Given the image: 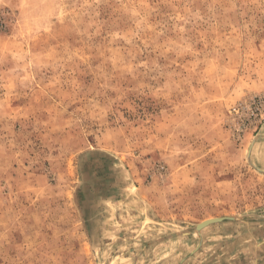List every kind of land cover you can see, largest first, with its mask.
<instances>
[{"label": "rangeland", "instance_id": "1", "mask_svg": "<svg viewBox=\"0 0 264 264\" xmlns=\"http://www.w3.org/2000/svg\"><path fill=\"white\" fill-rule=\"evenodd\" d=\"M0 264H264V0H0Z\"/></svg>", "mask_w": 264, "mask_h": 264}, {"label": "water", "instance_id": "2", "mask_svg": "<svg viewBox=\"0 0 264 264\" xmlns=\"http://www.w3.org/2000/svg\"><path fill=\"white\" fill-rule=\"evenodd\" d=\"M223 219L221 218H218V219H214V220H208V221H205L203 222L201 225H199L198 229L208 225V224H212V223H218V222H221Z\"/></svg>", "mask_w": 264, "mask_h": 264}, {"label": "bare ground", "instance_id": "3", "mask_svg": "<svg viewBox=\"0 0 264 264\" xmlns=\"http://www.w3.org/2000/svg\"><path fill=\"white\" fill-rule=\"evenodd\" d=\"M200 231V230H199Z\"/></svg>", "mask_w": 264, "mask_h": 264}]
</instances>
